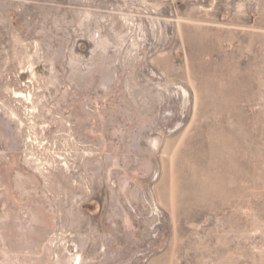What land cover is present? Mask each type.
Listing matches in <instances>:
<instances>
[{"label": "rangeland", "instance_id": "1", "mask_svg": "<svg viewBox=\"0 0 264 264\" xmlns=\"http://www.w3.org/2000/svg\"><path fill=\"white\" fill-rule=\"evenodd\" d=\"M2 159L28 264H264V0H0Z\"/></svg>", "mask_w": 264, "mask_h": 264}, {"label": "crops", "instance_id": "2", "mask_svg": "<svg viewBox=\"0 0 264 264\" xmlns=\"http://www.w3.org/2000/svg\"><path fill=\"white\" fill-rule=\"evenodd\" d=\"M3 160H0V264H28L34 255L38 259L42 247V237L29 244V228L37 230L42 223L23 219V212L29 210L22 204L27 197L22 175L17 174L20 183L14 178L13 184L10 168Z\"/></svg>", "mask_w": 264, "mask_h": 264}, {"label": "built area", "instance_id": "3", "mask_svg": "<svg viewBox=\"0 0 264 264\" xmlns=\"http://www.w3.org/2000/svg\"><path fill=\"white\" fill-rule=\"evenodd\" d=\"M68 245L70 246V245H72V243L68 244ZM76 251H77V249L75 247H73L71 251H68V254L73 257V263L77 262L78 259H79L78 257H75L76 256L75 255Z\"/></svg>", "mask_w": 264, "mask_h": 264}, {"label": "bare ground", "instance_id": "4", "mask_svg": "<svg viewBox=\"0 0 264 264\" xmlns=\"http://www.w3.org/2000/svg\"><path fill=\"white\" fill-rule=\"evenodd\" d=\"M75 255H76L75 257H78V258H80V257H79V254H75Z\"/></svg>", "mask_w": 264, "mask_h": 264}]
</instances>
